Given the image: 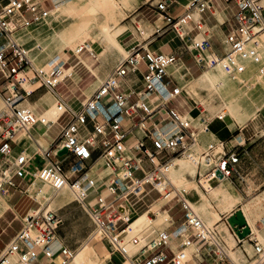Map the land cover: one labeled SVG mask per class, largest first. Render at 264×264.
Wrapping results in <instances>:
<instances>
[{"label":"built area","instance_id":"obj_1","mask_svg":"<svg viewBox=\"0 0 264 264\" xmlns=\"http://www.w3.org/2000/svg\"><path fill=\"white\" fill-rule=\"evenodd\" d=\"M214 1L189 0L187 10L178 16L167 13L166 0L157 2L156 9L181 38V27L192 20V9L203 12ZM224 1L233 2L236 9L233 16L236 26L224 37V53L215 52L208 36L193 38L185 49L200 68L220 66L240 87L239 80L247 72V60L257 64L264 75V49L259 50L264 48V0ZM54 4L55 0H0V35L5 42L0 46V96L4 103L0 111V190L16 187L17 178L26 185L24 193H30L29 187L35 179L49 183L55 190L68 187L73 200L93 222L88 238L107 241L112 247L111 255L119 256L117 264H236L215 225L205 224L192 208L187 192L175 193L164 204L178 197L182 221L176 223L167 214L160 226L150 223L130 238L129 242L138 248L128 253L124 238L133 221L128 199L135 198L134 204L152 190L162 196L156 184L161 181L163 171L154 159L161 164L173 157L190 161L198 169V184L207 192L200 177L228 179L242 144L237 142L226 150L222 140L215 141L196 154L193 147L198 142L197 128L170 105L183 90L179 85L170 87L172 76L167 74V67L176 64L178 56L150 51L141 43L130 47L76 109L56 90L64 79L70 78L63 74L66 60L52 67H37L13 38L16 30L47 18ZM197 28L201 29L202 24L198 22ZM137 31L141 36L144 34L138 27ZM82 50L93 55L84 45L79 46V52ZM139 71L141 87L131 100L132 93L125 94L120 83L127 74ZM39 88L46 89L55 99L60 112L55 121H47L42 113L28 107L30 97ZM37 109L41 108L37 106ZM219 117L223 119L225 115ZM232 120L235 130L242 131L237 120ZM56 124L59 130L51 148L38 152L41 164L30 168L33 156L28 154L25 144L34 141L33 128L42 125L49 130ZM133 129L140 136L128 146L127 138ZM63 148L66 153L58 155ZM99 159L107 169L105 175L94 167ZM37 203V207H30L24 213L20 229L1 249L0 264H34L39 257L49 264H67L72 258L74 250L64 244L52 249L63 219L53 209ZM194 241L199 242L198 248L188 252ZM250 244L252 254L247 255L243 264H264V244L256 239H251Z\"/></svg>","mask_w":264,"mask_h":264},{"label":"crops","instance_id":"obj_2","mask_svg":"<svg viewBox=\"0 0 264 264\" xmlns=\"http://www.w3.org/2000/svg\"><path fill=\"white\" fill-rule=\"evenodd\" d=\"M154 1L155 0L145 5L144 3L146 2H143L135 10L136 11L135 18H134L136 21L135 23H141L145 28H147V30H149V33H147V36L144 37L143 35L142 36L139 35L137 31V26L134 25L135 24L134 23L133 24L134 31H132L129 28L124 30L123 33L119 36V42L121 43L126 54H127V51L130 49V47H132L133 45L137 43H141L144 45L146 49L150 51H154L157 53H174L178 56V61L176 63L177 65H172L168 67L167 74L172 76L170 87L179 85L180 87H183V90L181 94H179L175 99H173L170 105L175 107L179 113L184 115V119L187 121L194 116L193 114L194 111H195V116H200L204 120L205 125H202V124L196 125V122L194 120L192 121L190 120L191 124L197 128L198 142L193 147V151L196 154L200 153L207 144L213 143L215 141L222 140L225 144L226 150H229L232 147V145H234L237 142H240L242 144V146L239 147L238 161L234 165V169H233L231 176L228 179H223L222 183H220L222 186H224L225 189H221L217 187L218 185H220L219 183H217V180L211 179L210 177H206V176L200 177V182L202 186L205 189H207V187L204 184V182L207 181L211 185L210 191L215 194H218L221 197L220 202L215 201L214 198L212 197L213 195H207L210 199L208 197H207L208 199L205 197H204L205 199H202L201 196L199 199H197L196 195L193 192L190 193L192 195L187 193L188 195L186 196L189 201L193 202V205L198 210V212L206 219L205 221L198 214L206 224L215 225V227L223 231V234L220 233L222 237L224 236L223 239L225 238L228 242L231 243V248L228 251V254L230 255V257L233 259L231 254L232 255L234 254L233 256L238 258V260H240L242 259V256H243V258H245V261H246L247 255H249L248 254L249 249L247 247L248 246L251 247V244H250L251 239L258 240L256 234H258V236L261 239H264V198L257 199L258 195H260L261 193H264V190L256 193L255 195H253L252 197L248 199H244V196H243V182H246L249 176L253 177L255 172L257 171L258 166L255 163V159L251 155L254 154L253 153L254 148L260 146V143H256L254 147L247 150L248 145H246V141H245L246 139L243 137V131H240L238 133L235 130L236 125L233 122L232 117L229 118L228 122L225 121V123L221 126V128H219L218 130L215 131V133H213V129L206 127V124H209L210 122L211 115L208 113L207 115L202 113V109L201 110L199 109L200 104L199 105L195 104L189 97L187 84H183L176 77L178 74H181L182 72V78H192L193 79L198 76L196 80L198 83H200V78L207 71L204 72L205 69H202L198 65H196V63L194 62L192 58L191 52L185 49V45H189V43L191 42L193 38L200 39L204 36H208L212 42L215 52L219 55L223 54L224 49H225L224 37L231 29H233L236 26V23L233 18L234 12L236 10L235 6L233 2L226 3L224 0H215L213 2V6L210 9L204 10L203 12H198L196 9H192V14H193L192 20L182 25L181 31L183 32V36L180 38L174 29L166 25L163 17L159 15L160 13L156 9L157 3H154ZM159 1L161 0H158V2ZM188 1L189 0H166L167 13L172 16L181 15L187 10L186 5ZM52 12H51L50 18L51 17L55 18L56 15L53 14ZM136 17H139V19L136 20ZM198 22L202 24L201 29L197 28ZM42 23L43 21L36 23L35 25L37 26L34 30L27 28L24 30H19L14 34V37L20 43L28 44L30 48V50L29 49L28 50H29V53L31 51L30 55H31L33 62L35 61L34 58L41 51V47L46 45L48 36H50L54 31H58L57 30L58 28H56V26L53 25L54 23L53 24L50 22L47 24L45 23L43 26H42ZM157 29H159V31H156ZM143 32L145 33L144 30ZM84 37L85 38L89 37L91 42L87 43L86 41L82 40ZM120 37H123V38H120ZM74 43H76V45L70 47ZM81 43H85V45H87L88 48L96 46L100 55H102V57L109 58L110 60H112L111 63L106 65L107 67L111 66L112 63L115 61L116 59L115 54H120L118 51H112V50L107 51V49L104 50L103 45H101L100 42L96 41L95 39H92L88 31L85 32L80 37H78L73 42H71L67 50H71L73 52L75 51V53H77L76 49L79 47ZM262 49L263 48H259L260 51ZM61 54L56 56L49 62H47V64L44 66L52 67L55 65H59L60 62L62 61ZM187 55L192 60L193 64L200 69L197 74H194L191 70V67L185 63V60H183V57ZM177 68H181V70L178 72V70H176ZM65 70H70L68 72L69 73L68 75L70 76L74 73L73 67L63 68V71ZM142 70H143V67H141V71ZM141 71L136 72V73H129L121 80L120 89L125 94L132 93L130 95L131 100L135 98V94H134L135 91L141 87V74H142ZM99 83H100V78L92 83V87L99 85ZM33 101L34 102L29 104L31 110L35 112L44 113V114L45 112L48 111L49 107L52 104L54 105L53 103L54 98L51 94L41 95L39 98H37V100H33ZM38 105H42L43 108L37 109ZM178 107L180 108L186 107V109L183 112H181L178 109ZM250 111H253V108L251 106L249 107L246 103H243V124L246 121L255 117L256 112L255 113L252 112V115L248 117V114L250 113ZM258 115L260 119L264 120V105L258 110ZM239 125H241V123H239ZM242 127L244 128L245 126H242ZM202 128L204 129V133L202 132ZM205 128L207 130H205ZM33 129H34V133H33L34 141L25 144V148L28 154L33 156V160L31 161L30 168L35 169L41 164V159L37 156L38 151H40L41 153L42 150L50 149L51 142L55 138L56 135L51 136L48 133L50 129L46 130V128L42 126H35ZM35 132H39L38 133L39 138L37 137V134L35 135ZM137 136H140L139 132L133 129L132 132L130 133V136L127 138V145L131 146V144L133 143V141L135 140ZM211 140H214V141H211ZM251 143L252 142L248 144H251ZM146 144L149 147H151V144L149 141H146ZM35 148L38 151H34ZM95 156L96 154L93 155V157ZM182 159L184 160V163H183L184 170L189 165L192 166L193 170H195L193 176L188 173L186 174V176L188 177L189 180L193 181V183L195 181V183L200 187V185L197 182L198 169L190 161L184 159L183 157ZM156 161L158 162V160ZM94 167L99 171L101 175H104L105 169L104 167H102L100 159L96 162ZM204 168H205L204 163H202V170ZM261 178L262 176L255 177L254 181H260ZM16 180H17V183L15 182L16 187H13L14 191L11 193V197H10L14 199L11 200L10 198L4 196L7 202V206L4 207V209L0 213V251L10 241V239L15 235V233L20 229L21 218L28 208V207L25 208L24 205H21L22 204L21 198L25 194L23 191L25 187V183L19 180L18 178L15 179V181ZM226 180H228V183H224V181ZM172 185L175 187L176 190H178V193L180 195H184V192H188L186 190L179 189V187H177L173 183ZM37 186L38 184H36L35 181L31 185V187H36V188ZM146 188L148 189L149 186L148 187L146 186ZM8 189H10V187L6 188L5 190H8ZM5 190L2 191V194L4 193ZM70 192L71 191L68 189V191H66L67 193L66 195V193L60 192L58 190V191H55V193L52 196H46V195H43L42 192L38 191V195L41 197L43 202L48 203L47 204L48 206L56 207L58 210L70 202L71 193H72ZM202 192L204 193L205 196H206V193L209 194L208 191L205 193L202 190ZM149 194L150 193H148L147 195ZM146 196H144L141 200L135 202L134 204L133 202L135 201V199L134 201H132L129 198L128 199L129 209L133 213L132 216L133 217L136 216L135 220L146 213L147 216L150 219H152L151 222L153 223L156 221L157 216L156 218H153L150 216V214L151 215L155 214L153 211H151V206L155 203L161 202L162 196L159 198L152 199V201H150L142 210H138L135 205L138 202L142 201ZM167 202H165V204ZM214 202L215 204H213ZM171 206H173L174 208V205H171ZM164 207L165 206L162 205L160 207V210H162ZM169 208L163 209V211H166L165 212L166 215L169 214V216H172V218L176 221V223H180L182 221L181 214H180V217L176 219L174 214H170L171 210H169ZM237 210L242 211L251 229L250 234L246 236L245 238L241 239L242 241H240V243H238V239L240 238L237 235L235 236L232 233L233 231L231 230V227L229 226L227 222V218ZM177 212H181L180 207L178 208ZM213 214H216L217 217H215ZM18 219H20V222L18 221ZM250 224H253L255 226L256 232L252 230ZM259 224H262V227L259 226ZM153 225L155 224L153 223ZM256 226H258L260 229H258ZM60 230L62 229L60 228L59 232ZM130 232H132V230ZM57 236L58 238L55 240V242L52 245L53 250L58 248L61 244H64V242H68L69 246H73L74 242L66 241L65 236H61V234L59 233L57 234ZM81 245L82 244H80L76 249H74V251L78 250ZM196 246H197V243L196 242L193 243V245H191V247L189 248L188 252L196 248ZM110 256H112L111 251H110ZM113 256L117 259L115 260L117 263L119 260V256L115 254ZM14 257L15 256H13L12 259ZM233 261L236 262V260L234 259ZM49 263L50 262L48 260H44L43 257H39V259L34 264H49ZM77 264H80V263H77Z\"/></svg>","mask_w":264,"mask_h":264},{"label":"rangeland","instance_id":"obj_3","mask_svg":"<svg viewBox=\"0 0 264 264\" xmlns=\"http://www.w3.org/2000/svg\"><path fill=\"white\" fill-rule=\"evenodd\" d=\"M152 1L153 0H138L136 4H133L130 8L126 9L121 0H116L117 8L112 11L110 16L106 17V15H103V13L102 14L100 13L101 15L100 18L96 22L92 23L93 25L89 27L87 31L88 33H90V37L100 42L101 45L104 44L99 37V31H98L97 25L105 21L108 22L110 30H113L116 26L122 25L124 30L129 28L132 31H134L133 24L136 22L134 19L135 14H136V11H135L136 8L143 2H146L144 3L145 5V4H149ZM157 2L158 0L154 1V3H157ZM44 5L45 7H49V4L47 3H45ZM85 7H86L85 0H72L66 4V8L73 9L72 15L74 16H72L71 14H62V15L58 14L57 15L54 12L53 14L56 15L55 18L49 17L45 19V21L43 20L42 26L45 23L46 24L49 22L52 24L54 23L53 25H55L56 28H58L57 30L59 31L62 28L67 27L70 24H74L76 21L74 20V18H77L76 13L81 12ZM138 19L139 17H136V20ZM35 24L36 23L34 24L31 23L29 26H27L28 29L30 28L31 30L32 29L34 30L37 26ZM134 25H136L137 27L145 31V33L143 34L144 37L147 36V33H149V30H147V28H145L141 23H135ZM20 29L24 30L27 28L25 27V28H20ZM120 38H123V37H120ZM82 40L86 41L87 43L91 42L89 37L88 38L84 37ZM118 40H119V37H118ZM4 44H5L4 39L0 35V46H3ZM21 44H23L22 45L23 48L26 47L27 49L30 50L28 44H24V43H21ZM74 45H76V43H74L70 47ZM85 47L88 50L92 51L93 55H90L88 52L83 51V50L79 53H75V51L73 52L71 50H66L61 54L62 61L66 60L64 68L73 67L74 73L70 76V78L67 77L66 79H64L56 87V90L62 93L63 96L67 100L71 101V103L74 104L75 108L78 107L80 101H83L84 99L88 98L92 94V92L104 80L107 74L113 70L116 63L126 55L125 52L122 54H115L116 56L115 61L112 63L111 66L107 67L106 65L111 63L112 60H110L109 58L102 57V55H100L96 46L88 48L87 45H85ZM104 50H105V47H104ZM30 58H31V55H30ZM183 60H185V63L191 67V70L194 74H197L199 72L200 69L193 64L192 60L190 59L188 55L184 56ZM33 64L37 67H47L44 65L42 66V64H38L36 61H34ZM176 70H178L179 72L181 68H177ZM205 71H207L208 75L200 83H198L196 80L198 76L193 79L192 78H182V72L181 74H178L177 76L175 74L174 75L183 84H187L189 97L195 104L197 105L200 104L199 109L200 110L202 109V113L205 115H207V113L211 115L210 122L209 124H206V127L213 129V133H215L216 130L221 128V126L225 123V121L228 122L229 118L232 117V118H235L239 123H241L242 126H245L242 131H243V137L246 139L245 140L246 145H248L247 150L254 147L256 143H260V146L255 147L254 152H253L254 154L251 155L255 159V163L258 166L257 171L255 172L253 177L249 176L246 182H243V196H244V199H248L252 197L253 195H255L256 193L264 190V120L259 118V115H258L259 109H258L256 111L255 117L246 121L243 124V103H246L249 107L251 106L253 110H256L255 107L261 108L264 105V75L259 72V66L251 60H247V72L244 75V78H240L239 80L240 84H242V86L240 87L238 86L236 81H233L232 79L226 76L225 72L220 66H215L209 69H205L204 72ZM63 74L68 75L69 73L63 71ZM99 78H100L99 85L92 87V83L98 80ZM35 94L36 95H33L32 97H30L29 99L30 103L34 102L33 100H37V98H39L41 95H45V94L50 95V93H48L46 89L44 88H39ZM30 103H28L29 108H30V105H29ZM53 103L55 104V100L53 101ZM38 106L42 108V105H38ZM3 108H4V104L0 96V111ZM178 109L181 112H183L186 109V107L185 108L178 107ZM193 114L194 116L190 118L188 121L194 120L196 122V125H201V124L205 125L202 117L195 116V111ZM58 115H59V112H58ZM222 115H225V117L223 119H220L219 116H222ZM56 118L57 117H53L51 120H55ZM58 130H59V125L56 124L48 131V133L51 136H55ZM39 132H35V135L37 134V137H38ZM202 132L204 133L203 128H202ZM33 133H34V129H33ZM211 141H214V140H211ZM250 142L252 143L248 144ZM34 151H38V150L35 148ZM38 152L40 153V151ZM101 164H102V167H104L105 169V172H104V175H105L107 173V169L104 166L103 160H101ZM171 164L172 163L170 161L169 169L166 173V176L174 185L179 187V189L188 191L187 192L188 194L193 192L196 195L197 199H199L200 196L203 199L204 197L207 198L208 197L207 195H213L212 197L214 198V200L217 202H220L221 197L218 194H215L211 191H208V189H206L209 192L208 194L201 188L206 193V196H205L202 190L200 189L201 186L199 187L195 183V181L193 183V181L188 179L186 174L188 173L193 176L195 172L192 166L189 165L184 170L183 165H182L180 167H177L176 170H174V169H171L170 167ZM136 175L140 176L141 174L136 173ZM260 176H262L260 181H254L255 177H260ZM179 179H181L180 182H178ZM197 180H198V176H197ZM30 181H32L31 178L29 179V182ZM15 182L17 183V180ZM35 183L38 184L37 188L31 187V186L29 187L30 193L24 194V196L21 198V202H22L21 205H24L25 208L28 207L27 208L28 210L30 207H37L38 206L37 201H38L46 205L50 209H53L54 211H56V213L63 219V224L60 227L62 229L60 230L61 233L58 230L57 234L59 233L61 234V236H65L66 241L74 242L73 246H69L68 242H64V244L73 250L76 249L80 244H82L79 247V249L75 251V254H74L75 257L77 256L78 253H87L84 259H82L79 262L80 264H117L115 261L117 259L113 255L110 256V251H112V247L107 241H95L94 239L88 238V235L93 228V222L91 221L86 211H84V209L80 207L76 201L73 200L74 198L71 192H70L71 193L70 202L66 204L64 207L57 210L56 207L48 206L47 205L48 203L43 202L41 197L38 195V191H40L43 193V195L49 196L41 189L42 181L35 179ZM224 183H228V180L224 181ZM158 188L162 190L163 183H161L158 186ZM13 191H14V188L10 187V189L4 191L3 193L4 195H3L2 191L0 190V213L2 212L4 207L7 206L5 197L10 198L11 193ZM59 191L62 192L61 190ZM66 191H68V189ZM66 191H63V193H66ZM159 197H161V194L157 190H152V193L150 192L149 195H147L142 201L138 202L135 206L138 210H142L150 201H152V199L159 198ZM260 198H264V193H261L260 195H258L257 199H260ZM10 199L13 200L14 198H10ZM130 199L134 201L135 198L130 197ZM167 199L168 198L162 197L161 201H165ZM177 201H178V197H175V199L170 204H168L167 206L163 208V209H166V208H169L171 205H175L174 208L171 209L170 214H174L176 219H178L181 214V212H177L179 208ZM190 203L193 209L206 221V219L195 208V206L193 205V202L190 201ZM213 204H215V202ZM144 215H145V220L147 224H145L143 227H140L138 229H135V228L134 230L132 229V232H129L128 235L124 238V243L126 245V248L129 254H132L134 251L137 250V247L133 246L129 242L130 238L134 234H137L139 231L143 230L144 228H147L149 224L152 223L151 222L152 219H150L148 216L146 217L147 215L146 213ZM150 216L154 218V214L152 215L150 214ZM166 216H167L166 213L162 214L161 218L156 219V221L153 223L155 225L159 224L160 226V223L163 222L162 220ZM135 217H133V221H135ZM18 221L20 222V219H18ZM259 226L262 227V224H259ZM256 227L260 229L258 226ZM216 229L221 234H223L222 230H219L217 227ZM256 236L258 238V241L264 244V239H261L258 236V234H256ZM224 241L227 245V248H228L227 250L229 251L231 248V243L228 242L225 238H224ZM99 248H101V250H99ZM247 248L249 249L248 254L251 255L252 247L248 246ZM231 256L233 257L234 260H236V264H243L244 262H246L243 256H242V259L240 260H238V258L234 257L232 254ZM74 258H72L71 261L67 264H75V261H73ZM13 260H16V257H14Z\"/></svg>","mask_w":264,"mask_h":264},{"label":"bare ground","instance_id":"obj_4","mask_svg":"<svg viewBox=\"0 0 264 264\" xmlns=\"http://www.w3.org/2000/svg\"><path fill=\"white\" fill-rule=\"evenodd\" d=\"M72 0H55V4H54V8L51 10L52 13H56L57 15H62V14H73V9H68L66 8V4L68 2H70ZM122 3L124 4L125 8H130L133 4L137 3V0H121ZM85 8L79 12L76 13V17L74 18L75 23L74 24H70L67 27L62 28L59 31H54L50 36H48L47 38V43L46 45L41 47V51L39 52V54L34 58V60L38 63V64H42L46 65L47 62H49L50 60H52L53 58H55L56 56L60 55L62 52H64L65 50L68 49V46L71 42H73L74 40H76L78 37H80L81 35L84 34L85 31H87L89 29V27L91 25H93L92 23L96 22L99 18H100V13L103 15H106V17H109L110 14L112 13L113 10H115L117 8V4H116V0H85ZM130 10V9H129ZM51 12L49 14V16L47 18H49L51 16ZM74 16V15H72ZM82 17V18H81ZM47 18L44 19H40L37 22H33L34 23H38L41 22ZM28 28V27H26ZM98 31H99V37L101 39V41L104 43L103 46L105 47V50L107 49V51H118L120 54L124 53V49L121 45V43L118 40V37L123 33L124 28L122 25L116 26L113 30H110L109 24L108 22H102L99 23L97 25ZM21 30V29H19ZM16 30L13 33V38L19 43L21 44L15 37L14 34L19 31ZM23 45V44H21ZM80 45H85V43H81ZM79 45V46H80ZM28 57L30 58L29 55V50L24 47ZM77 53H79V47L76 50ZM106 53V52H105ZM112 53V52H111ZM117 53V52H116ZM111 55V54H110ZM113 56V55H112ZM126 56V55H125ZM31 59V58H30ZM33 62V60H31ZM172 65H177V64H172ZM169 65L168 67L172 66ZM167 67V68H168ZM70 70H65V72H69ZM208 73L206 72L201 78H200V82L203 81V79H205L207 77ZM61 76H59L60 78ZM50 93V92H48ZM51 94V93H50ZM52 95V94H51ZM53 96V95H52ZM54 98V97H53ZM55 100V99H54ZM4 104V103H3ZM55 106H53V104L49 107L48 111L43 114V116L46 118L47 121H51V119L53 117H57L58 116V112L59 110L57 109L56 106V102L54 104ZM55 107V108H54ZM256 110L250 111V113L248 114V117H250L252 115V112L255 113L258 109H260L259 107H255ZM33 111V110H32ZM35 112V111H34ZM60 113V112H59ZM49 118V119H48ZM54 121V120H53ZM221 121V120H220ZM38 126H42V125H38ZM43 127V126H42ZM172 159V158H171ZM168 160L166 164H161L159 163V161L156 163L155 161L158 159H154V162L159 165V168L161 169V171H163V177L161 178V181L159 183L156 184L157 188L158 186L163 183V188L161 191L162 193V197L164 198H168L165 201H161L158 203H155L151 206V211H153L156 216L157 219L161 218L162 214H164L166 211L160 210V207L162 205L165 204V202L170 201L173 196L175 195V193H178V190L175 189V187L172 185V183L169 181V179L166 176V173L169 169V162L171 161V169L176 170L177 167H180L183 165L184 160L182 159V157H175L172 160ZM217 183H222L223 179H216ZM181 179H179L178 182H180ZM208 191L211 190V185L205 181L204 182ZM171 185V187H170ZM218 185V184H217ZM221 185V184H220ZM218 185V188L221 189H225L224 186H220ZM41 189L48 194L49 196L53 195V192L55 193V190L53 189V187L47 183V182H43L41 184ZM67 189H69L68 187H63L59 190L66 191ZM167 190L170 191L167 193ZM180 195V194H179ZM202 195V194H201ZM203 197V196H202ZM205 199V198H203ZM191 204V203H190ZM192 206V205H191ZM193 208V207H192ZM208 209V208H207ZM213 211V210H212ZM215 217L216 214H213ZM244 216V215H243ZM147 217V215H146ZM213 217V216H212ZM201 218V217H200ZM149 219V218H148ZM202 219V218H201ZM215 219V218H214ZM203 220V219H202ZM246 220V219H245ZM149 221V220H148ZM247 222V221H246ZM149 223V222H148ZM205 223V222H204ZM146 223L145 220V215L140 216L139 218H137L135 221H133L131 223V228L133 226V230L138 229L140 227H143ZM206 224V223H205ZM248 224V223H247ZM208 225V224H207ZM249 226V224H248ZM251 228L253 231L256 232V228L253 224H250ZM131 229V230H132ZM130 230V231H131ZM129 231V232H130ZM197 243L196 248H198V241H194L193 243ZM192 243V245H193ZM135 246V245H133ZM201 246V245H200ZM131 247V246H130ZM138 248V246H135ZM94 250V249H93ZM99 250H101V248H99ZM98 250V251H99ZM96 252V250H95ZM75 251L73 252L72 258H74ZM87 253H78L77 256L73 259V261L79 263L82 259H84V257L86 256ZM234 255V254H233ZM71 258V259H72ZM71 259L69 260V262L71 261ZM68 262V263H69Z\"/></svg>","mask_w":264,"mask_h":264},{"label":"water","instance_id":"obj_5","mask_svg":"<svg viewBox=\"0 0 264 264\" xmlns=\"http://www.w3.org/2000/svg\"><path fill=\"white\" fill-rule=\"evenodd\" d=\"M66 153V149L63 148L58 152V155H62ZM227 222L230 225V227L233 229L235 234L240 238L243 239L246 236H248L251 232L250 227L248 226L245 217L243 216V213L241 210H237L234 213H232L228 218Z\"/></svg>","mask_w":264,"mask_h":264}]
</instances>
